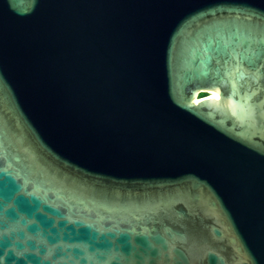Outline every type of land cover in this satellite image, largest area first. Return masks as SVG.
Here are the masks:
<instances>
[{
    "label": "water",
    "instance_id": "95a60500",
    "mask_svg": "<svg viewBox=\"0 0 264 264\" xmlns=\"http://www.w3.org/2000/svg\"><path fill=\"white\" fill-rule=\"evenodd\" d=\"M0 264H264V0H0Z\"/></svg>",
    "mask_w": 264,
    "mask_h": 264
},
{
    "label": "trees",
    "instance_id": "16d2710c",
    "mask_svg": "<svg viewBox=\"0 0 264 264\" xmlns=\"http://www.w3.org/2000/svg\"><path fill=\"white\" fill-rule=\"evenodd\" d=\"M203 96H206V94H203V93H202V94L199 95V97H203Z\"/></svg>",
    "mask_w": 264,
    "mask_h": 264
},
{
    "label": "bare ground",
    "instance_id": "6f19581e",
    "mask_svg": "<svg viewBox=\"0 0 264 264\" xmlns=\"http://www.w3.org/2000/svg\"><path fill=\"white\" fill-rule=\"evenodd\" d=\"M209 96L215 97V96H216V94H214V93H213V94H210Z\"/></svg>",
    "mask_w": 264,
    "mask_h": 264
},
{
    "label": "rangeland",
    "instance_id": "374dc122",
    "mask_svg": "<svg viewBox=\"0 0 264 264\" xmlns=\"http://www.w3.org/2000/svg\"><path fill=\"white\" fill-rule=\"evenodd\" d=\"M206 95H209V94H206Z\"/></svg>",
    "mask_w": 264,
    "mask_h": 264
},
{
    "label": "flooded vegetation",
    "instance_id": "af4514ba",
    "mask_svg": "<svg viewBox=\"0 0 264 264\" xmlns=\"http://www.w3.org/2000/svg\"><path fill=\"white\" fill-rule=\"evenodd\" d=\"M207 96V95H206ZM204 97V96H203Z\"/></svg>",
    "mask_w": 264,
    "mask_h": 264
}]
</instances>
